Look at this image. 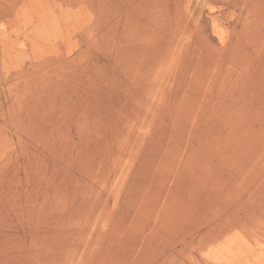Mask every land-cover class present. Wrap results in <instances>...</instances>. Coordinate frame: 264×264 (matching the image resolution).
Masks as SVG:
<instances>
[{"label":"rangeland","instance_id":"1","mask_svg":"<svg viewBox=\"0 0 264 264\" xmlns=\"http://www.w3.org/2000/svg\"><path fill=\"white\" fill-rule=\"evenodd\" d=\"M263 226L264 0H0V264H218Z\"/></svg>","mask_w":264,"mask_h":264},{"label":"bare ground","instance_id":"2","mask_svg":"<svg viewBox=\"0 0 264 264\" xmlns=\"http://www.w3.org/2000/svg\"><path fill=\"white\" fill-rule=\"evenodd\" d=\"M213 26L215 29H218L219 27L216 21L213 22ZM218 33L221 32L218 31ZM232 235L233 236L230 237V239L228 238L229 240L227 239L223 240L222 243H217L216 246L210 248L209 251L201 255H205V257L210 261L212 260L213 262L218 264H233L235 262H240L241 264H264V226L261 230H256L255 232L250 234L238 233L236 235Z\"/></svg>","mask_w":264,"mask_h":264}]
</instances>
